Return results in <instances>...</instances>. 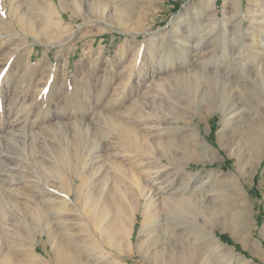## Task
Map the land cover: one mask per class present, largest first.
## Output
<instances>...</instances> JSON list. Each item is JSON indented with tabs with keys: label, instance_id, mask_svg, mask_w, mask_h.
Instances as JSON below:
<instances>
[{
	"label": "rangeland",
	"instance_id": "374dc122",
	"mask_svg": "<svg viewBox=\"0 0 264 264\" xmlns=\"http://www.w3.org/2000/svg\"><path fill=\"white\" fill-rule=\"evenodd\" d=\"M95 1L0 0V264L6 255L27 263L42 260L54 264L48 243V254L36 246L37 252L43 254L39 257L30 253L27 237L20 239L18 232L29 222L40 229L44 226L52 229L69 246L66 247L79 264H162L171 253L187 250L197 258L191 264H264V113L260 105L246 107L235 95L237 114L231 126L223 127L218 105L208 110L207 99L199 97L205 110L201 117L191 120L179 99L175 79L162 80L165 76L180 78L186 69L194 68L181 66V46L191 47L197 38L211 32L207 39L210 41L223 22L229 23L231 29L240 30L237 39L244 40L246 47L238 53L235 48L225 50L212 45L213 41L205 42L198 49L187 51L188 60L194 65L212 52L216 59H227V63L233 64L236 61L233 57L239 55L243 66L220 68L224 74L235 68L234 72H241V76L264 67V0H215L212 9L208 0ZM194 26L198 30L191 37L187 29ZM183 36L187 37L186 41L181 39ZM232 36H228L230 44ZM201 66L196 67L203 71L216 69ZM239 81L244 89L253 87L251 79L244 75ZM198 91L201 94L202 90ZM242 115L253 121L258 119L263 146L254 167L239 179V185L235 182L239 186L235 189V183L229 179L235 174V153L239 146H244L239 131L246 125ZM119 118L145 133L148 141L169 142V148L179 157L181 151L188 150L186 154H199L203 159L188 160L183 154L177 163L166 162L165 173L160 177H143L140 169L147 166L152 171L157 164L145 160L147 154L143 155L142 148L126 149L122 145L118 131L111 125ZM221 131L233 135L230 152L218 145ZM112 160L123 164L126 173L121 175ZM48 168H53L51 172L59 170L64 181ZM76 172L87 177L77 193L63 203V194L71 188L69 178ZM114 175L122 179L121 186L114 182ZM121 187L132 188L144 196L138 199L140 209L134 218L124 220L128 235L115 248H110L109 224L117 216L115 203L110 199L122 202L130 199ZM233 190L240 192L238 200L243 206L238 207L235 199L229 197L235 193ZM29 198L48 209L53 204L46 225L34 220L26 210L24 204ZM174 198H185L191 204L199 198L204 201L200 204L212 208L215 226L213 230L205 228L211 232L210 238L201 239L194 231L202 221L193 212L173 210ZM103 199L109 200L107 208L103 207ZM150 212H157L159 222L151 218ZM62 214L71 216V224L66 227L58 222ZM230 222L233 225L237 222L235 233L229 228ZM156 225L162 227L159 235ZM80 226L83 233L77 230ZM84 232L86 237L90 235L87 240L91 243L78 239L85 236ZM149 242L151 251H161L162 262L141 256ZM93 244L98 247L94 248Z\"/></svg>",
	"mask_w": 264,
	"mask_h": 264
},
{
	"label": "bare ground",
	"instance_id": "6f19581e",
	"mask_svg": "<svg viewBox=\"0 0 264 264\" xmlns=\"http://www.w3.org/2000/svg\"><path fill=\"white\" fill-rule=\"evenodd\" d=\"M97 1V0H96ZM95 1V2H96ZM227 0H224V2H226ZM62 4H63V1H62ZM65 5V4H64ZM62 5V6H64ZM208 5L209 7L212 9L214 6H215V0H208ZM225 5V4H224ZM126 6V5H125ZM123 15V14H122ZM118 16V15H117ZM189 21V20H188ZM194 20H192L193 22ZM198 23V22H197ZM189 24V23H188ZM191 24V23H190ZM21 27V26H20ZM48 27V26H47ZM197 26H194V27H191V28H188L187 29V32L190 34L191 37H194L195 35V32L197 31ZM234 30V31H233ZM214 33V32H212ZM211 34V32H210ZM210 34H207V36L205 34H203L200 38H197L196 36V40L193 42V45L190 47L189 45H182L179 52L182 54L180 55L182 57V62H181V66H195L194 68H189V69H186L185 70V73L182 74L179 77H166L162 80L164 81H169L171 82L170 79H175L174 81L178 84L176 85L177 86V90L179 91V95H180V98L183 105L185 106L187 112L190 114V118L191 120L194 118V117H201L202 114H203V111L205 110L199 103L198 101V98L199 97H202L204 99H207L206 101L207 104H206V108L208 110H213L214 109V105H218V108L219 110L221 111V116H222V122H223V127H226L227 125L231 126L233 123H231V120H233L234 118V115L235 113L237 112L238 110V107L237 105L234 103V99L236 98L235 95H237L244 103V105L246 107L250 106L252 107L254 104H259L260 105V108L262 109L263 113H264V67H261L259 70L255 69L253 71H248V73L245 75L243 73V75L248 78V79H251V82H252V86H246V89L245 86H243L241 83H240V78L243 76H241V72L237 73V72H234L236 71L235 68L231 69L230 72L231 73H228V74H224V71H222V67L220 68V66H243V62L241 61V58L238 57L237 55L234 56L233 58H236V61L233 63V64H230V63H227V59L224 60V59H216V57H214V53L211 52V54L209 56H204L202 57L201 61H198L197 63L195 62L194 65L192 64L193 62L188 60L186 54L188 53L187 51L191 48V50H195L198 49L197 47L199 46V44H204L205 42H211L213 41L212 45H217L219 46L220 48L222 49H227L229 50L230 47L232 48H235L237 49V52L239 53L241 48H244L246 47V43L244 42V40L242 39H237V37H239L240 35V30H235V29H231L230 28V24L227 23V22H223L221 25H219V30L218 31H215L214 33V37L212 39H210V41H208V37L210 36ZM230 35H233L232 36V41H231V44H230V41H229V37ZM213 36V35H212ZM181 39H183L184 41L187 40V37L186 36H183L181 37ZM208 44V43H207ZM230 44V45H229ZM174 46V45H173ZM201 46V45H200ZM176 48V45L174 46ZM200 48V47H199ZM217 48V47H216ZM172 50V49H171ZM223 50V51H225ZM173 51V50H172ZM214 51V49H213ZM216 52V51H215ZM189 53H190V50H189ZM205 53V52H204ZM237 53V54H238ZM235 54H236V51H235ZM189 55V54H188ZM218 57V56H217ZM167 60V59H166ZM172 60V59H170ZM169 60V61H170ZM168 61V60H167ZM161 62V61H160ZM171 62V61H170ZM169 62V63H170ZM203 65L201 67H203V69H211L209 66H214L216 69L213 71H203V70H199L197 69V67L199 65ZM197 66V67H196ZM227 67V68H228ZM256 67V66H255ZM237 68V69H238ZM244 68H245V65H244ZM258 68V67H257ZM202 69V68H201ZM226 69V68H224ZM243 69V68H242ZM245 69H248V68H245ZM250 69V68H249ZM167 70V69H166ZM229 70V69H227ZM222 71V72H221ZM243 71V70H242ZM232 72H234V75L231 76ZM184 75V76H183ZM174 76V75H172ZM176 76V75H175ZM164 77V76H163ZM245 80V78H244ZM247 80V79H246ZM160 81V80H159ZM174 82H172L173 84ZM167 85V84H165ZM175 85V84H174ZM251 85V84H250ZM172 86V85H171ZM168 87V86H167ZM251 87L252 89L250 90V92H248V88ZM169 88V87H168ZM217 88V89H216ZM166 89V88H164ZM198 89H201L202 92L201 94L198 93ZM250 89V88H249ZM170 90V89H169ZM248 90V91H247ZM171 94V93H170ZM141 95V94H140ZM142 96V95H141ZM144 97V96H143ZM237 97V98H238ZM141 98V97H140ZM144 99V98H143ZM213 101H212V100ZM226 99V101H225ZM142 100V99H141ZM128 107V106H127ZM125 107V108H127ZM213 107V108H212ZM206 109V110H207ZM211 110V111H212ZM218 110V111H219ZM240 110V109H239ZM241 111V110H240ZM246 111V110H245ZM239 112V111H238ZM151 113V112H150ZM261 113V112H260ZM237 114V113H236ZM241 114V113H240ZM141 115V114H140ZM152 115V114H151ZM246 115V114H244ZM242 115L244 121H245V127H240L241 130L240 133V142L244 143V146H239V149H237L236 153H235V156H236V161H235V174L234 176L232 175V177H230V181L231 182H236L237 185H239V179L244 177V174H246V172L248 173L253 167H254V163L256 162V160L258 159L260 153H261V150H262V146H263V136H262V127L260 125V122L257 120L253 121V120H250L248 119L247 117L248 116H244ZM263 115V114H262ZM182 116V114H181ZM180 116V117H181ZM150 117V116H149ZM157 119V118H156ZM155 119V120H156ZM162 119V118H161ZM165 119V118H164ZM126 119L122 120V119H115L113 121V123H111L112 127L118 131L119 133V138H120V141L122 142V145L124 147H127L126 149H128L130 146H134L133 148H142L145 152L143 155L147 154V157H145V160H149L150 163L154 164H157L154 169L151 171L149 169H147L148 167L146 166V168H143V169H140L139 172L141 171L142 173H144L143 177L144 176H147L149 178H153L155 177V179L157 177H160L161 174L164 172L165 168H164V165L166 162H171V163H174L178 160V158L182 157L183 154H186L188 152V150L186 152H182L181 151V156L179 157L178 153L174 150H172L171 148H169L168 146V143L167 141H157V140H151V141H148L145 133H143L142 131L139 132L140 130H137L135 128V126L131 123H127L125 122ZM234 121V120H233ZM145 122V121H144ZM153 122V121H152ZM155 122H158V121H155ZM262 122V121H261ZM151 123V122H150ZM167 123V122H166ZM231 123V124H230ZM135 124V123H134ZM165 124V123H164ZM264 124V123H263ZM159 125V124H158ZM137 126V125H136ZM146 127V125H145ZM144 127V129H145ZM151 127V126H150ZM153 128V127H151ZM155 127V126H154ZM158 130L159 128L156 127ZM143 129V130H144ZM164 129V128H163ZM168 129V128H167ZM161 130V129H160ZM159 130V131H160ZM145 131V130H144ZM155 131V129H154ZM148 132V130L146 131ZM152 133V132H151ZM150 134V133H148ZM155 135V133H153ZM151 135V134H150ZM148 138L150 139L151 136L149 137L148 135ZM158 139V138H157ZM233 135L230 133L229 135H224L223 131L219 132L218 134V138H217V142H218V145L219 147L223 148V149H226L227 152H230V147H231V142H233ZM226 140V141H225ZM199 141V139H198ZM200 142V141H199ZM239 143V141H238ZM171 144V143H170ZM121 146V145H120ZM123 148V147H122ZM182 148V147H181ZM201 148V146H200ZM206 148V147H205ZM131 149V147H130ZM171 149V150H170ZM133 151H135V149H132ZM196 150V149H195ZM207 150V149H206ZM193 151V150H192ZM233 151V150H232ZM138 152V151H137ZM198 152V151H197ZM130 153V152H129ZM192 153H196L195 151L192 152ZM234 153V152H233ZM230 154V153H229ZM228 154V155H229ZM130 155V154H129ZM186 158L188 157V160L189 159H196L198 158L199 160H202L203 158L198 154V155H194V154H186ZM231 155V154H230ZM95 156H98L97 154ZM113 156V155H112ZM132 156V155H131ZM193 157V158H192ZM212 159L215 158V154L214 152H211V156H210ZM95 158V157H94ZM98 159V158H97ZM114 159V158H113ZM125 159V158H124ZM127 159V158H126ZM130 159V158H129ZM181 159V158H180ZM179 159V160H180ZM208 158H206L207 160ZM95 160V159H94ZM115 160V159H114ZM121 160V159H120ZM175 160V161H174ZM113 161V160H112ZM163 161H165L163 163ZM114 162V161H113ZM117 162V161H116ZM119 162V161H118ZM181 162V161H180ZM179 162V163H180ZM115 163V162H114ZM113 165L120 171V174L123 175V173H126V170L123 168V164H118V163H115ZM181 164V163H180ZM182 164L184 165V163L182 162ZM142 166V165H141ZM182 166V165H181ZM46 168V167H45ZM151 168V167H150ZM157 170H156V169ZM50 169V168H48ZM53 169V168H51ZM50 169V172L52 171ZM116 171V170H115ZM130 171V169L128 170ZM127 171V172H128ZM52 174H55V176H57L59 179H61L62 181H64L63 179V176L61 175V173L59 172V170L56 171V169L53 170V172H51ZM151 173H154V175H150ZM156 173V174H155ZM165 173V172H164ZM90 174V173H89ZM113 174H117V173H113ZM119 174V172H118ZM119 174V175H120ZM192 174V173H191ZM114 175V176H115ZM120 175V177H121ZM53 176V175H52ZM107 176V175H106ZM132 176V175H131ZM151 176V177H150ZM87 177V175L85 174H81V173H74V175L69 178V184L71 187L70 189L68 188L67 191H66V194H63V197H65L63 199V203H64V200H66L68 202V200H70V196L74 193H77V190L79 188V186L81 185V183L84 182V179ZM167 177V176H166ZM91 178V177H90ZM89 178V179H90ZM119 178V177H118ZM116 176L113 178L114 182L117 183V185L121 184L119 183L121 180L118 179ZM122 178V177H121ZM139 178V177H138ZM108 180V178H106ZM154 179V178H153ZM162 179V178H161ZM243 179V178H242ZM8 180V179H7ZM91 180V179H90ZM120 180V181H119ZM137 180V179H136ZM160 180V179H159ZM164 180V179H162ZM162 180H160L162 183ZM9 181V180H8ZM12 181V180H11ZM16 181V180H14ZM75 181H79L80 183H76L75 184ZM87 181V180H86ZM100 181V180H99ZM155 181V180H154ZM13 182V181H12ZM18 182V181H17ZM105 182V181H104ZM132 182V181H131ZM140 182V181H139ZM157 182V181H156ZM165 182V180H164ZM14 183V182H13ZM63 183V182H62ZM87 183V182H86ZM138 183V182H137ZM158 183V182H157ZM235 183V189H238L239 186H237ZM25 184V183H24ZM168 184V183H167ZM172 184V182H171ZM96 185V183H95ZM110 185V184H109ZM115 185V184H114ZM115 185V186H117ZM162 185V184H161ZM234 185V184H233ZM6 186V185H5ZM20 186V185H19ZM23 186V185H22ZM83 186V185H82ZM102 186V185H101ZM104 186V184H103ZM114 186V187H115ZM121 186V185H120ZM129 186L126 185V187ZM150 186V185H149ZM158 186L160 187V185H157V188ZM171 186V185H170ZM15 187V186H14ZM68 187V186H67ZM126 187H121L124 192L128 193L127 195L130 197L129 202H122L120 200H118L116 197V199H110L111 202L114 201L115 203V210L117 211L116 214L117 216H115V219L113 221H111V224L109 229H110V237H109V240L107 241V245L110 247V248H115V244L118 242L119 243V240L122 238H124L123 236L128 235V229H126V224H125V218L129 219L131 217L134 218V215H135V212L137 211V209L139 208V203H138V199L141 197V196H144V194H137L134 192V190L131 189H128ZM132 187V186H131ZM172 187V186H171ZM54 188V187H53ZM107 188V187H106ZM118 188V187H117ZM120 188V189H121ZM226 188V187H225ZM119 189V190H120ZM138 189V188H137ZM229 189V188H228ZM241 189V188H240ZM158 190V189H157ZM227 190V189H226ZM17 191V190H16ZM65 191V190H64ZM81 191V190H80ZM154 191V190H153ZM229 191V190H228ZM234 191V190H233ZM122 192V191H120ZM235 192V191H234ZM116 193V192H115ZM114 193V195H115ZM152 193V192H151ZM164 193V192H163ZM169 193V192H168ZM205 193V192H204ZM233 193V192H232ZM11 194V193H10ZM81 194V192H80ZM207 194V193H206ZM89 195V194H88ZM119 195V194H118ZM125 194H123L124 196ZM152 195V194H151ZM219 195V194H218ZM113 196V195H112ZM111 196V197H112ZM156 196V195H155ZM226 196V195H225ZM125 197V196H124ZM230 198H234L237 206L238 207H241L243 205H240V199L238 200L240 196V192H235L233 194H231L229 196ZM62 198V196H61ZM162 198H166V197H162ZM189 198V197H188ZM197 198V197H196ZM204 198V196H203ZM231 198V200H232ZM26 199V198H25ZM109 199V198H108ZM104 200L103 202V207L107 208L108 205H109V200ZM124 199H127V198H124ZM141 199V198H140ZM163 199V200H164ZM206 199V198H205ZM28 200V201H27ZM26 200V204L25 205V208L27 211H29L32 216H33V219L36 220V221H39V222H44L45 225L47 224L48 222V213L51 211V207L53 204H48L49 206L47 207H50V209L48 208H45L44 206H41V202L37 203L34 202L33 200H30L27 199ZM47 200V199H46ZM45 200V201H46ZM60 200V199H59ZM76 200V199H75ZM150 200V199H149ZM210 200V199H209ZM226 200V199H225ZM61 203H62V199L60 200ZM80 201V200H79ZM78 201V202H79ZM167 201V200H166ZM203 200L201 199H196L195 203L192 202V204L186 200L185 198H174L171 202H172V207L174 208L173 210L175 211H181V210H187V211H190V212H193L192 214L198 218L201 219L202 223L199 222L198 224V227H197V230L195 229L194 231H197L198 232V237L201 238V239H206L207 236L210 238L211 237V232L208 231L206 232V229L205 228H208V229H211L213 230L214 226H215V221H213V210L211 207H209V205H202L200 204V202H202ZM46 202H51V200H47ZM77 202V200L75 201ZM82 202V201H81ZM80 202V203H81ZM169 202V201H168ZM167 202V203H168ZM204 202V201H203ZM202 202V203H203ZM241 202L243 203L242 199H241ZM59 203V202H58ZM60 203V205H61ZM156 203V202H155ZM166 203V205H167ZM170 203V202H169ZM168 203V204H169ZM194 203V204H193ZM227 203V202H226ZM233 203V202H232ZM46 204V203H44ZM151 204V202H150ZM58 205V204H57ZM65 205V204H63ZM78 205V204H77ZM111 205V204H110ZM164 205H165V202H164ZM216 205V204H215ZM46 206V205H45ZM142 206V205H141ZM140 206V207H141ZM171 206V204H170ZM220 206V205H219ZM246 205L244 204V207ZM86 207V206H85ZM232 207V206H231ZM230 207V209H231ZM65 208V207H64ZM81 208V207H80ZM110 208V207H109ZM171 208V207H169ZM54 209V207H53ZM82 209V208H81ZM140 209V208H139ZM245 209V208H244ZM216 210V209H215ZM24 211V210H23ZM81 211H84L83 209ZM156 211V210H155ZM169 211V210H168ZM171 211V210H170ZM221 211V210H220ZM28 212V213H29ZM86 212V211H85ZM90 212V211H89ZM171 212H174V211H171ZM188 212V214L190 213ZM217 212V211H216ZM80 213V212H79ZM84 213V212H83ZM96 213V212H94ZM152 215H151V218L153 217V219L157 222H159V217L158 215L156 216V213H153V212H150ZM159 213V212H158ZM175 213V212H174ZM179 213V212H178ZM185 213V212H184ZM224 213V212H223ZM222 213V214H223ZM27 214V213H26ZM67 215H69V213H66ZM65 214V215H66ZM88 214V212H87ZM86 214V215H87ZM91 214V213H90ZM88 214V215H90ZM107 214V213H106ZM148 214V213H147ZM147 214H145L147 216ZM187 214V213H186ZM191 214V213H190ZM21 215V214H20ZM64 215V214H62ZM63 216L62 219H60V221H58L59 223H62L65 227L69 224H71V221L69 220V217L71 216ZM76 215V214H75ZM79 215V214H78ZM95 215V214H94ZM97 215V213H96ZM150 215V214H149ZM224 215V214H223ZM231 215V214H230ZM80 216V215H79ZM78 216V218H79ZM82 216V215H81ZM99 216V215H98ZM103 216V215H102ZM161 216V215H160ZM182 216V215H181ZM191 216V215H190ZM77 217V216H76ZM92 217V216H91ZM97 217V216H96ZM105 217V216H104ZM225 217V216H224ZM228 217V216H227ZM87 218V217H86ZM101 218V216L99 217ZM150 218V216H147V219ZM28 219L26 218L25 216V220ZM76 219V218H75ZM80 219V218H79ZM78 219V221H79ZM90 219V218H89ZM103 219V218H102ZM145 219V218H143ZM152 219V220H153ZM92 220H94V217L92 218ZM91 220V221H92ZM96 220V218H95ZM146 220V219H145ZM150 220V219H149ZM89 221V220H88ZM100 221V219L98 220ZM97 221V222H98ZM198 221V219H197ZM230 221V220H229ZM27 222V221H26ZM81 222V221H80ZM145 222V221H144ZM143 222V223H144ZM99 223V222H98ZM101 223V222H100ZM165 223V222H164ZM192 223V222H191ZM17 224V223H16ZM230 224V225H229ZM237 224V222H236ZM236 224L233 225V222L231 223H228L229 225V228L230 230L235 233V228H236ZM11 225V224H10ZM73 225V224H72ZM77 225V223H76ZM75 225V226H76ZM97 225L96 224V229H99V226L97 228ZM158 225V224H157ZM156 225V226H157ZM195 225V224H194ZM217 225V224H216ZM39 225L37 224H34V223H24L23 224V227L21 228L22 230H20L21 232H23V234H21V232L19 233L18 232V235L20 237V239H26L28 240L29 244H30V253L32 254H35L36 256H39V257H43V254L42 252H37L36 250V246L39 245L43 251V253H49L47 247H46V244L48 243L49 246H50V249H51V255H50V258L52 260V262L54 264H79V260L78 258H76L71 252L70 250L66 247L68 245L64 244L62 239L60 237L57 236V234L52 230V229H49L47 226H44V228L40 229L38 227ZM74 226V227H75ZM95 226V225H94ZM197 226V225H196ZM7 227V226H5ZM87 227V226H86ZM193 226H191L192 228ZM56 228V227H55ZM71 228V227H70ZM170 228V227H169ZM240 228V227H239ZM4 229V228H3ZM68 229V228H67ZM147 229V228H146ZM157 230H159V233L158 235L161 233L162 231V227L161 226H157L156 228ZM165 229V228H163ZM194 229V227H193ZM207 229V230H208ZM19 230V229H18ZM70 230V229H69ZM77 230H82L81 229V226L78 227ZM86 230V228H85ZM239 230V229H238ZM4 231V230H3ZM66 231V230H65ZM78 231V232H80ZM171 231V230H170ZM177 231V230H176ZM193 231V230H192ZM191 231V232H192ZM193 231V233H194ZM64 232V231H63ZM70 232V231H69ZM82 232V231H81ZM102 232V231H101ZM107 232V231H106ZM104 232V233H106ZM151 232V231H150ZM149 232V233H150ZM26 233V234H24ZM66 233V232H65ZM72 233V232H71ZM70 233V234H71ZM83 233V232H82ZM85 233V236H79L81 241H86L87 239H90V235L87 234L88 236L86 237V232ZM186 233V232H185ZM77 234V233H76ZM181 234V233H180ZM59 235V234H58ZM74 235V234H73ZM83 235V234H82ZM164 235V234H163ZM37 236H40L41 240L43 239V241L39 240ZM75 236V235H74ZM178 236V235H177ZM197 236V234L195 235ZM77 237V236H76ZM138 237V236H137ZM164 239V238H163ZM213 239V237H212ZM17 240V238H16ZM210 240V239H209ZM18 241V240H17ZM89 241V240H87ZM91 241V240H90ZM89 241V242H90ZM94 241V240H93ZM212 241V240H210ZM122 242V240H121ZM164 242V241H163ZM173 242V241H172ZM203 242V241H202ZM11 243V241H10ZM13 243V242H12ZM16 243H22L21 241L20 242H16ZM25 243V242H24ZM66 243V242H65ZM91 243V242H90ZM90 243H88L90 245ZM129 243V242H128ZM186 243V242H185ZM207 243V242H206ZM211 243H214V239H213V242ZM15 244V243H14ZM98 244V242H97ZM150 243L148 244V246L146 247V250L143 251L141 253V256L143 258H148V257H152V259L156 260V261H160L162 262L163 261V255L161 253V251H151L150 250ZM20 245V244H19ZM84 245V244H83ZM94 245V248L95 247H98V245L96 244H93ZM154 245V244H153ZM157 245V244H156ZM14 246V245H13ZM24 246V245H23ZM203 246V245H202ZM209 245H207V248H208ZM69 247V246H68ZM72 247V246H71ZM93 247V246H92ZM117 247L118 244H117ZM15 248V247H14ZM24 248V247H23ZM205 248V247H203ZM20 248L16 249V250H19ZM118 249V248H117ZM14 251V250H13ZM21 251V250H20ZM19 251V252H20ZM110 251V250H109ZM8 252V251H6ZM10 253V252H9ZM204 253V252H203ZM19 254V253H18ZM23 254V253H21ZM12 255V254H11ZM125 255V254H124ZM203 255V254H202ZM19 256V255H18ZM21 256V255H20ZM15 257V256H14ZM29 257V255H28ZM6 255L3 257V259H1V264H45L44 262H42V260H37L36 262H33V263H27L26 261H24V259H18V260H14L15 258H13ZM201 259V258H200ZM203 259V258H202ZM165 262H163L162 264H191L193 263L194 261H197V258L194 254V252L190 251V250H187L186 252H173L170 254L169 258H167L166 260H164ZM203 263V262H202ZM240 263V262H239Z\"/></svg>",
	"mask_w": 264,
	"mask_h": 264
}]
</instances>
